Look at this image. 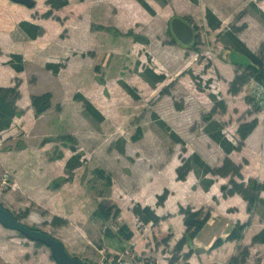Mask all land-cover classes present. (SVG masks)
<instances>
[{"label":"crops","instance_id":"obj_1","mask_svg":"<svg viewBox=\"0 0 264 264\" xmlns=\"http://www.w3.org/2000/svg\"><path fill=\"white\" fill-rule=\"evenodd\" d=\"M172 1L168 0L164 4L165 7H170ZM179 1L189 5V11L191 12L188 14L194 19L196 13H192V6L196 7L203 4L205 14H203L202 24L207 27V30L218 34H222L223 31L229 29L230 25L242 12H246L245 20L253 18L250 6L256 5L259 9L264 10L263 3L259 0H199L197 4L191 0ZM3 5L1 2L0 86H13L17 79L21 80L20 91L22 96L17 105L19 110L23 111V114L14 118L10 128L0 131V167L5 172L10 173L12 178V187L6 196L20 194L22 197L29 198L32 202L43 207L54 217L67 219L69 224L77 222L83 228H93L96 223L94 220L103 221L95 217L92 218L93 221L89 219L90 216H93L96 208H90L88 213L90 215L88 216L86 208H84V198L76 199L75 196L78 197V194L69 192L70 183L63 184L55 190L49 188L51 181L66 176L67 163L70 158L68 149L64 147L63 150L60 147L61 149L57 151L56 149L60 144L53 141L42 145L40 142L38 145L25 143L26 145L24 144L23 148L15 145L16 141H20L19 135L22 130H26L30 134L33 130L37 131L39 129V122L46 118L47 113L51 114L54 105V98H52V107L40 114L38 118L36 117L31 101L32 96L46 92L55 94V92L51 87L42 88L38 81H32L26 72L27 66L34 64L33 66L46 67L47 63H60L62 58L64 59L68 55V42L70 39H68V35L63 37L62 24L52 20V18L35 21L32 16L36 11H30L28 7L10 0L9 3ZM208 9L213 11L222 21L220 28L212 30L209 26L206 18ZM55 11L59 12L58 10ZM21 15L25 18L22 19ZM22 21L41 25L46 32L33 40L21 29L20 23ZM244 23L247 24V28L239 34V37L246 32L250 33L252 29L250 23L247 21H244ZM259 24L257 30L259 31L258 34L261 35L264 33V24ZM84 30H87V28L84 27ZM76 34L79 46L85 45L86 41L91 42L90 31L76 32ZM216 40L219 44H222L218 37L215 38ZM242 40L255 50L256 47L252 40H246L245 38ZM256 42L260 44L263 39L257 38ZM162 45L176 50V56L172 61L177 64L176 77L178 81L173 96L176 97L178 92H182L181 94L184 96L186 103L182 110H177L174 106L172 110H157L156 114L184 140L186 143L184 147L187 152L183 153L179 150L180 147H177L179 143H175V147L178 149L176 148L174 153L169 155L168 152L164 151L161 157L145 155L146 151H142V149L139 151L138 148L130 147L128 143L125 147V154L113 148V152L117 157L111 161L107 170L113 180L111 200L120 206L121 214L118 219L113 220L117 226L108 228L112 233L111 236L99 237V235H96L97 239L93 240L91 233L85 232L87 242L92 243V246L88 243L86 246L91 247V250L92 248L95 250L97 246L102 247L100 252L107 251V254L103 253L100 258L97 257L98 259L87 254L84 259L93 264H100L104 257L107 259L113 258L130 250L140 261L170 264L175 247L184 238L187 230L184 215L181 214L180 209L181 207H192L194 210L211 209V217L199 234L187 243L181 252L185 254L192 251L189 258L190 264H216L220 262L230 264L232 259L240 254V247L247 248L250 253L245 264H264V242L254 243V238L264 230L263 206H258L252 213H249L247 202L239 194L224 197L222 187L229 182V178L226 177L210 174L204 176L194 169L189 172L186 180L178 179L177 169L182 164V158H188L197 153L210 166L219 167L227 155L204 129L199 131L200 135L192 131L194 125L203 116L202 114L211 111L214 107L213 101L206 94H204V109H202L199 100H194L196 94L198 95V89L190 73L197 72L196 54L191 50L184 49L181 43L164 44L163 42ZM13 54H20L24 57L25 70L23 72L16 71L8 64ZM212 60L214 67L221 73L223 81L219 83L220 90H213V92L222 93V100L226 105V110L224 112L218 110L214 118L228 124L229 121L232 122L230 126H233V130L226 126L224 132L227 133L231 130V135H226L231 141L236 142L238 138L237 130L240 124L238 123V118H240V105H238L240 103V93L233 95L229 92L230 83L236 75V67L232 61ZM72 64V60H70L66 68L60 70L58 74L51 75V78L48 77V79H51L52 85H59L60 83L65 84V86L68 85L71 78L65 73L72 68ZM198 65L202 66L199 63ZM71 72L77 89L81 90L97 106L98 94L87 90L84 66H76L72 68ZM165 74L167 76V73ZM213 87L214 89L218 88L217 85ZM64 112L65 109L60 113V118H57V124H60V127L56 129L68 131L69 129L62 124ZM227 115L232 117L229 119ZM42 124L40 125V132L42 131L41 138L43 139L49 136L50 127L46 122L45 125L43 122ZM144 133L146 135V131ZM195 140L199 142L198 147L192 146V142ZM114 142L116 141H113L112 145ZM146 143L148 144L146 148L154 144L157 145V141L154 140L146 141ZM4 144H7L10 148L4 150ZM138 144H144L143 138L138 141ZM163 146L164 143L162 148ZM263 152L264 122L259 121L257 128L246 139L243 149L233 151L229 154V157L236 164L242 165V175L245 181L248 182L253 179L264 184ZM206 180H212L207 189L204 184ZM166 190L169 192L166 201L163 205H158V197L164 194ZM261 198L264 199V191L261 193ZM134 203L152 207L157 215L162 218L160 224L156 227L152 223L143 224L133 212ZM3 205L8 210L13 211L9 206ZM238 223L246 225L242 240H229L228 237ZM122 227L132 232L131 238L127 239L120 232ZM167 236L171 238L169 242L164 243L163 239ZM219 239L224 241L223 244L214 247ZM63 243L66 244L65 241ZM75 249H78V247H75ZM67 250L70 251L68 247Z\"/></svg>","mask_w":264,"mask_h":264},{"label":"rangeland","instance_id":"obj_2","mask_svg":"<svg viewBox=\"0 0 264 264\" xmlns=\"http://www.w3.org/2000/svg\"><path fill=\"white\" fill-rule=\"evenodd\" d=\"M34 1V8H28L30 11H36L32 16L33 20L42 21L52 18V20L62 24L63 37L68 35L70 41L68 42V55L66 58H62L61 62L66 63L67 66V63L72 60V68L84 66L87 90L98 94L99 101H97L96 107L104 115V120H97L87 112L83 102L74 99L78 92L82 94L83 92L77 89V85L72 79V77L74 78L71 72L72 68L65 73L71 78L67 86L62 83L52 85L51 79H48V77L51 78V75H54L51 70H48L45 66L38 67L30 64L26 69L29 78L32 81H38L42 88L47 86L53 89L55 94L50 93L54 98V105L51 114L47 113L46 120L43 119L39 122V129L37 131L33 130L30 134L26 130H22L19 135L20 141H16L15 145L16 147L19 143L38 145L39 142L42 145L53 141L60 144L56 149L57 151L61 148L64 150V147L68 149L69 160L74 155H79V166L70 172L66 171V176L61 178H70L64 184L70 183L69 192L78 194V197L75 196L76 199L84 198V208H86L87 214L90 212V208L95 207L97 209L100 203L105 202L116 204L120 208L116 202L111 200L113 180L112 185L109 186L104 179L98 177L96 172L97 169H103L107 175H111L107 168L110 167L111 161L117 157L113 152V141L125 139L126 144L128 143L130 147L138 148L139 151L142 149V151H146L145 155L149 156L161 157L164 151L170 155L174 153L177 147H180L181 152H187L186 148L183 151L184 146L180 143L175 147V142L170 137L169 132L160 125L158 120L154 119L157 110H172L174 106L176 107V104L183 105L184 108L186 103L184 96L181 94L182 92H178L177 98L173 96L178 81L176 77L177 64L172 61L176 56V50L162 45L163 42L164 44L180 43L174 39L176 37L172 32L171 21L173 18L177 16L190 18L195 29L196 38L199 37L189 46L181 45L184 46V49L191 50L196 54L197 72H191L190 74L198 89V95L196 94L194 100H199L202 109H204L205 103L204 94L211 98L214 105L223 101L222 93L213 92V90H220L219 83H221L222 77L221 73L214 67L212 59H221L225 62L232 61L236 71L238 69L244 71L250 63L246 57L226 47L220 39L221 33L209 31L202 24L203 14H205L203 4L196 7L192 6V13H196L194 19L188 14L191 12L189 11V5L181 3L179 0H173L170 7H165L162 0H146L154 8L155 15L147 11L137 0H69L68 6L59 9V12L54 10L53 15L46 18L44 17L45 13L50 10L47 0ZM259 1H262L261 3L264 6V0ZM1 2L6 5L9 0H0ZM250 8L253 18L245 20L246 12H242L233 24L241 26L245 24L244 21L250 23V26H252L250 33L246 32L240 37L252 40L256 47L255 50L245 43L254 52H259L264 43V33L258 34L257 27L260 26L259 23L264 24V20L259 13V11L264 12V10L259 9L256 5L250 6ZM21 16L22 19L25 18L23 15ZM57 17L60 20H57ZM84 27L87 30H84ZM43 29L45 33V28L43 27ZM82 31L91 32L89 35L91 42L86 41L85 45L79 46L76 32ZM134 35L140 36L143 40L137 41ZM216 37L219 38L222 44H219L217 40L215 41ZM257 38L263 39V42L258 44L256 42ZM144 39H147L148 42ZM146 69H152L159 74L167 73V79L152 84L148 80ZM122 83L129 85L134 90L137 98L130 94ZM214 85H217L218 88L214 89ZM256 88V80L253 78L240 92V103L238 104L240 105V118H238V123L251 121L255 118L264 122V106L263 104L261 106L255 100ZM166 90H169L170 94H165L164 91ZM214 96L218 101H215ZM87 99L89 100V98ZM248 99H254L255 103L249 104ZM259 107H261V111L258 112ZM63 109H65V112L62 124L69 129L68 131L56 129L60 127V124H57V118H60ZM20 112L17 116L23 114V111L20 110ZM209 112L202 115H207ZM156 115L158 116V114ZM39 116L40 114H36L37 118ZM203 116L194 125V129L192 128V131L197 132V135H200L199 131L205 127ZM158 117L162 119L160 116ZM227 117L230 119L232 116L227 115ZM42 122L44 125L45 122L48 123L50 127L49 136L43 139L41 138L42 131L40 132ZM224 124L225 127L228 126L229 129L233 130V126H230L231 121H229V124ZM231 133V130H229L226 134L230 136ZM63 135H71L75 138L76 152L72 151L71 141L59 139ZM142 138L144 144H138V141ZM152 140L157 141V145L154 144L146 148L148 146L146 141ZM197 141H193L192 146L198 147L199 142ZM143 145L144 147H142ZM8 148L10 146L4 144L3 149ZM5 175H8V178L4 182ZM11 180L10 173L5 172L0 167V202L9 206L13 210L11 212L20 217L27 209H30L28 216L20 218L25 225L47 232L62 242L65 241L70 250L69 253L81 260L85 261L84 258L87 254L96 258H100L103 253L107 254V251L101 253L102 247L99 248V246L95 250L93 248L91 250V247L88 248L86 244L92 246V243L87 242L85 232L91 233L93 240H96V235H99V237L105 236L106 229L112 226L116 227V223L94 220L96 222L95 226L91 224L93 228H83L77 222H74V224L68 222L65 226H53L54 216L29 198L26 199L20 194L6 196L12 187ZM55 180L50 182V189L55 190L52 188ZM93 217L94 214L89 219L93 221ZM75 247H78V249H75ZM130 255L134 256L133 252ZM0 264H56V262L52 257L50 248L29 240L18 231L6 229L0 223Z\"/></svg>","mask_w":264,"mask_h":264},{"label":"trees","instance_id":"obj_3","mask_svg":"<svg viewBox=\"0 0 264 264\" xmlns=\"http://www.w3.org/2000/svg\"><path fill=\"white\" fill-rule=\"evenodd\" d=\"M147 11L151 14L155 15L154 8L146 1V0H137ZM165 4L167 0H162ZM193 3H198L199 0H191ZM47 4L50 6V10L45 13L44 17L49 18L53 15L54 10L62 9L69 5V0H47ZM262 19L264 20V12L259 11ZM206 18L209 26L212 29H218L222 25V21L211 11L207 10ZM187 22L191 24L192 20L190 18H183ZM57 20H60L57 17ZM21 29L28 35L29 38L35 40L44 33L43 27L40 25L22 21L20 23ZM245 28H247L246 24L241 26L232 24L229 29L220 34V39L226 45V47L231 48L232 50L240 53L242 56L246 57L250 63L246 66L244 71H240L239 69L236 71L235 78L230 83L229 92L233 95L239 94L243 87L248 84L251 79H255L256 82L262 84L264 86V43L262 44L259 52H254L250 49L247 44L240 39L239 33L242 32ZM132 34V33H131ZM134 38L139 41L143 40L140 36L134 35ZM199 39V37H197ZM195 38V39H197ZM176 41L177 38H174ZM144 41L148 42L147 39ZM195 41V40H194ZM179 42V41H178ZM194 43V42H193ZM16 71L23 72L25 70V61L24 57L20 54H13L9 63ZM66 67V63H48L46 68L51 70L54 74H58L60 70ZM146 75L148 77L149 82L152 84H157L163 82L167 79L165 74L156 73L152 69H146ZM123 87L132 95L137 98V95L134 93V90L127 84L122 83ZM21 80L17 79L13 86L2 87L0 86V131L7 130L11 127L14 118L19 115L21 112L18 108L17 102L21 98L22 93L20 91ZM165 94H170L169 90L164 91ZM52 94L50 92H46L41 95H33L31 98L32 106L36 111V114H42L46 112L52 106ZM74 99L76 101L83 102L85 109L87 112L95 117L99 121L104 120V115L97 109L95 105L92 104L91 101L87 99V97L78 92ZM215 101L216 97L214 96ZM253 100V101H252ZM248 99V103H255L254 99ZM213 109L207 114L203 116V121L205 123L204 131L216 142L226 153V158L223 163L219 167H212L208 163H206L202 157L194 153L188 158H182V164L178 167V179L186 180L190 171L196 169L197 171H201L204 176L210 174L213 176H220L229 178V182L227 185L222 187V193L224 197L233 196L235 194H239L248 204V212L252 213L254 209L258 206L264 207V199L261 198V193L264 191V184L260 183L257 180L250 179L248 182L245 181L242 175V165L236 164L230 157L229 154L233 151H241L245 146L246 139L252 134V132L257 128L259 124V120L257 118L251 121H242L239 124L237 135L238 138L236 142L231 141L226 133L225 124L217 121L214 117L217 113V110L220 109L222 112L226 110V105L224 101H220L219 103H215ZM176 108L178 110L183 109V105L176 104ZM257 111H261V107L257 109ZM154 119L158 120L160 125L166 129L170 137L175 143H180L185 146L184 140L174 131L170 126L167 125L165 121L160 119L156 114H154ZM194 129V128H193ZM141 133V131H139ZM61 140H69L72 142V151L76 152V140L71 135H63L60 136ZM137 139V138H135ZM125 139H119L118 141L113 143V148H116L120 153L125 154ZM20 148L24 147L23 143L17 144ZM185 151V147L183 148ZM79 155H74L67 163V172L72 171L77 166H79L80 161L78 158ZM97 175L99 178L104 179L109 186L112 185V176L107 175L103 169H97ZM198 172V173H199ZM70 178H60L53 182L52 188L58 189L60 188L66 180ZM212 180H206L204 182L205 188H209ZM169 192L166 190L164 194L158 197V205H163L168 197ZM1 203V202H0ZM2 204V203H1ZM3 205V204H2ZM4 206V205H3ZM5 207V206H4ZM30 209H27L22 216H28ZM134 214L138 217V219L143 224L152 223L153 226H158L162 220V218L157 215L156 211L150 206H142L137 203L133 207ZM181 214L184 215L185 225L187 227L186 234L183 239H181L175 247L173 256L170 260V264H190L189 258L192 255V251L182 254V250L184 246L192 241L199 232L204 228L206 223L211 217V209H200L194 210L192 207H181ZM14 214V213H13ZM121 210L116 204L112 203H100L96 211L94 212V217L102 220L103 222H109L116 220L120 217ZM15 215V214H14ZM16 216V215H15ZM20 221L21 217L16 216ZM68 224V220L54 217L52 220L53 226H65ZM246 225L238 223L234 231L228 237L229 240H237L241 241L243 238V233ZM33 229H37L35 227H31ZM120 232L129 239L132 237V232L125 230L124 227L120 229ZM105 235H112L109 229H106ZM170 236H167L163 239L164 243L169 242ZM223 240L219 239L214 247L221 246L223 244ZM264 242V230L258 234L254 238V243ZM249 250L247 248L240 247V254L237 257H234L230 264H245L247 258L249 257ZM78 258V257H77ZM91 263V262H90ZM154 264V263H148Z\"/></svg>","mask_w":264,"mask_h":264},{"label":"water","instance_id":"obj_4","mask_svg":"<svg viewBox=\"0 0 264 264\" xmlns=\"http://www.w3.org/2000/svg\"><path fill=\"white\" fill-rule=\"evenodd\" d=\"M14 3L24 5L28 8H34V0H10ZM172 32L177 40L185 45H191L195 40V29L192 24L182 17H175L171 21ZM0 223L6 229L18 231L21 235L31 241L41 243L50 248L52 257L56 264H93L72 256L67 250L65 244L52 236L51 234L33 229L20 221L10 210L0 203Z\"/></svg>","mask_w":264,"mask_h":264},{"label":"built area","instance_id":"obj_5","mask_svg":"<svg viewBox=\"0 0 264 264\" xmlns=\"http://www.w3.org/2000/svg\"><path fill=\"white\" fill-rule=\"evenodd\" d=\"M256 93L255 96L256 102H259V104L264 106V86L258 82H256ZM8 175H5L4 182L7 181ZM130 251H126L125 254L119 255L113 258H103L102 262L100 264H148L147 262L138 260L135 256L130 255ZM216 264H227V263H216Z\"/></svg>","mask_w":264,"mask_h":264},{"label":"flooded vegetation","instance_id":"obj_6","mask_svg":"<svg viewBox=\"0 0 264 264\" xmlns=\"http://www.w3.org/2000/svg\"><path fill=\"white\" fill-rule=\"evenodd\" d=\"M196 38V37H195Z\"/></svg>","mask_w":264,"mask_h":264}]
</instances>
